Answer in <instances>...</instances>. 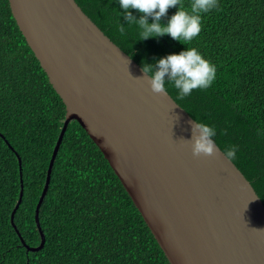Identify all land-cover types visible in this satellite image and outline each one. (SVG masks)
Wrapping results in <instances>:
<instances>
[{
  "label": "trees",
  "instance_id": "obj_1",
  "mask_svg": "<svg viewBox=\"0 0 264 264\" xmlns=\"http://www.w3.org/2000/svg\"><path fill=\"white\" fill-rule=\"evenodd\" d=\"M76 1L141 66L186 47H196L215 65L208 88L183 97L170 84L166 90L194 119L216 129L213 139L224 152L236 146L231 159L264 202V0H217L202 15L199 35L185 44L168 35L140 40L139 29L120 17L117 0ZM181 3L187 7L190 0ZM65 116L66 104L9 0H0V264H170L110 162L76 119L63 135L40 207L45 243L29 250L22 242L21 235L31 247L41 244L36 208ZM22 183L17 230L11 215Z\"/></svg>",
  "mask_w": 264,
  "mask_h": 264
},
{
  "label": "water",
  "instance_id": "obj_2",
  "mask_svg": "<svg viewBox=\"0 0 264 264\" xmlns=\"http://www.w3.org/2000/svg\"><path fill=\"white\" fill-rule=\"evenodd\" d=\"M30 47L66 104L40 207L63 135L76 119L102 150L170 264H264V202L214 141L194 155L195 120L166 90L154 92L129 54L76 0H9ZM145 75V76H143ZM20 166L22 159L18 154ZM22 169V167H21ZM12 211L11 222L22 201ZM20 234V232H19Z\"/></svg>",
  "mask_w": 264,
  "mask_h": 264
},
{
  "label": "clouds",
  "instance_id": "obj_3",
  "mask_svg": "<svg viewBox=\"0 0 264 264\" xmlns=\"http://www.w3.org/2000/svg\"><path fill=\"white\" fill-rule=\"evenodd\" d=\"M117 4L120 17L127 21L126 25L133 24L139 29L140 40L168 35L185 44L199 35L202 15L214 9L217 0H190L187 7L181 0H117ZM170 8L176 11L169 14ZM118 28L123 32L125 24L120 23ZM142 71L148 76L154 92H165L170 84L181 97L190 95L194 89L208 88L216 76L215 65L196 47L168 53L154 58L152 62L142 61ZM189 124L192 135L186 140L191 141L193 154L211 155L215 151L213 137L216 129L196 119ZM235 153L234 145L225 149L227 157H234Z\"/></svg>",
  "mask_w": 264,
  "mask_h": 264
}]
</instances>
